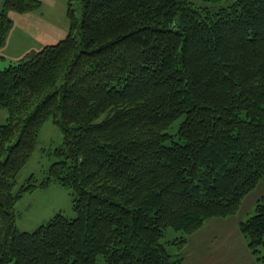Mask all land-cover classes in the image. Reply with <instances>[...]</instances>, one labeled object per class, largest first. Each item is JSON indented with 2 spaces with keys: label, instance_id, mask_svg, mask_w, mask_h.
<instances>
[{
  "label": "trees",
  "instance_id": "trees-1",
  "mask_svg": "<svg viewBox=\"0 0 264 264\" xmlns=\"http://www.w3.org/2000/svg\"><path fill=\"white\" fill-rule=\"evenodd\" d=\"M38 5L3 1L0 47L7 10ZM68 8L65 37L0 67V264H180L188 235L264 183V0ZM49 118L55 159L15 189ZM52 180L75 216L18 230L17 197ZM255 199L237 224L264 264V191ZM171 228L180 235L162 240Z\"/></svg>",
  "mask_w": 264,
  "mask_h": 264
},
{
  "label": "rangeland",
  "instance_id": "rangeland-1",
  "mask_svg": "<svg viewBox=\"0 0 264 264\" xmlns=\"http://www.w3.org/2000/svg\"><path fill=\"white\" fill-rule=\"evenodd\" d=\"M3 1L0 0V9ZM70 1L39 0V5L31 10H23L21 12L14 9L7 10V15L11 19L12 24L6 33L4 44L0 47V67L18 62L24 58L28 51L38 49L46 45V43L57 42L58 39L65 37L72 21L70 20L68 8ZM6 115V109H0V123L6 121ZM177 124L178 121L172 125V128H175ZM37 138L38 141L34 152L27 159V163L23 168L16 174L15 189H17L19 184L25 182L31 174H33L32 178L36 183L43 179L46 176L47 168L55 159L52 152L53 148L60 146L62 143L61 132L51 118L41 125ZM263 191L264 183L256 187L251 194L242 198L237 217L246 218L249 215L251 216V214L253 215L255 213V198ZM70 193V188L63 187L53 180L37 186L29 192H23L17 197L14 205L15 222L18 230L30 231L37 225L42 224V222L47 221L58 211L67 217H74L75 211L71 206L72 196ZM244 211L247 213L245 214ZM234 216L236 215H229L228 220H223L225 218L220 217L214 224H211V228L207 227V235L204 236L207 245H209L211 240H227L229 243L234 244L239 238L244 239L236 227ZM206 220V222L209 221V219ZM178 235H180V232L171 228L165 231L161 239L170 241ZM234 246L236 247V245ZM187 261L186 264H192L193 261L203 264L213 263L208 254L202 257L201 255L197 256V252L192 258H188ZM96 264H104V262L98 260Z\"/></svg>",
  "mask_w": 264,
  "mask_h": 264
},
{
  "label": "crops",
  "instance_id": "crops-1",
  "mask_svg": "<svg viewBox=\"0 0 264 264\" xmlns=\"http://www.w3.org/2000/svg\"><path fill=\"white\" fill-rule=\"evenodd\" d=\"M261 184L262 183H259L256 187H258ZM241 204H242V201L240 203V206ZM246 211H244L245 214L247 213ZM238 213L239 212L234 214L236 215L234 216L235 217L234 219H235L237 229H238L237 221L242 218V216L237 217ZM218 218H208L209 219L208 222H206L207 221L206 220L205 221L206 223L204 222L202 224L203 226H201L194 233L187 236L188 239H187L186 244L184 245V250H185L184 258L182 260L183 262H181L180 264H186L188 262L187 259L192 258L196 254V252H197V256L201 255L202 257H204L205 254H208L211 260H213L212 264H259L249 254L247 247L245 246L244 239L239 238V240H237L234 244L231 242L229 243L227 240H219V241L211 240L209 245H207V241L204 240L205 238L204 236L207 235L206 229L208 226L209 228H211V224H214ZM223 218H225L223 220H228L227 219L228 217H223ZM234 245H236V247ZM196 263L195 261H193L192 264H196ZM197 264H203V263L199 262Z\"/></svg>",
  "mask_w": 264,
  "mask_h": 264
}]
</instances>
